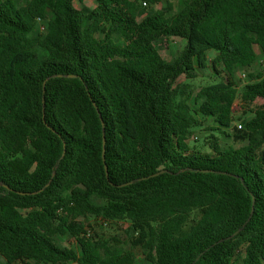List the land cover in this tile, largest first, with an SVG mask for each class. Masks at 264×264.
Masks as SVG:
<instances>
[{"label":"trees","instance_id":"16d2710c","mask_svg":"<svg viewBox=\"0 0 264 264\" xmlns=\"http://www.w3.org/2000/svg\"><path fill=\"white\" fill-rule=\"evenodd\" d=\"M94 1L0 0V264H264V104L234 121L236 74L264 61V0ZM172 37L186 44L167 61ZM210 64L224 81L177 84ZM260 98L251 74L243 111ZM88 218L127 223L144 263Z\"/></svg>","mask_w":264,"mask_h":264},{"label":"rangeland","instance_id":"374dc122","mask_svg":"<svg viewBox=\"0 0 264 264\" xmlns=\"http://www.w3.org/2000/svg\"><path fill=\"white\" fill-rule=\"evenodd\" d=\"M186 0H162V3L156 8H166L168 3H171L174 6V11L177 12L181 10L184 6ZM84 4L90 8H94L96 6V3L94 0H84ZM75 6L77 8L82 7V3L80 0H75ZM101 37V35H99ZM185 41H182L180 38H169L164 39L162 42L159 43L158 48L160 50V53L162 57L167 60L171 61L173 60L179 52L182 50V48L185 46ZM216 56L215 52L210 53V59H213ZM221 65L218 67L219 73H217L213 66L210 64L209 67L206 70H202L199 72L197 78L195 79H186V77L183 75L177 80V84H180L183 86V88H186L185 90L196 92L199 88L219 83L221 81H224L226 79L225 73L221 70ZM258 73L264 74V61L259 58V60L251 67V68H244L240 69L236 74V82L239 86V98L236 102V105L234 107V121L236 125H239L240 123H243L247 120H249L253 116V111L257 108L256 106H259L264 103L263 99H258L255 103V106L251 107L249 109H244L243 111V103L240 99V94L246 85V83L250 80V75H257ZM243 107V108H242ZM214 122L211 119H208L205 122L204 128H195L193 130V135L189 139V143L191 146L197 148L208 150L207 143L209 141V137L211 136V131L208 130L209 127H213ZM207 128V129H206ZM230 132V131H229ZM215 136L220 137L221 144L224 146H227V144L236 145L232 142V139L227 138L226 136H223L220 134L219 131H213L212 132ZM84 222L87 224L92 225V236L98 237L104 240L110 241L112 244L119 243L120 246L124 247L126 250H132L138 257V260L142 263L144 261V257L142 255V250L140 248H131L130 240L127 235V229L128 224L125 222H108L103 219H97V218H88L85 219ZM58 242L61 246L72 248L73 250L80 252V248L77 245V243L74 240V237H71L70 235L66 236H58L57 237ZM144 263V262H143ZM147 264V263H146Z\"/></svg>","mask_w":264,"mask_h":264},{"label":"water","instance_id":"95a60500","mask_svg":"<svg viewBox=\"0 0 264 264\" xmlns=\"http://www.w3.org/2000/svg\"><path fill=\"white\" fill-rule=\"evenodd\" d=\"M59 77H64V76L60 75ZM65 77H67V78H76L77 76L76 75H68V76H65ZM45 85H46V81L44 82V91H45ZM103 127H104V123H103ZM104 134H105V132H104ZM105 145H106V141H105V136H104V141H103V158H104V160H105V152H106ZM64 155H65V152H64ZM197 171H201V172H204V173L212 172V173L224 174V175L227 174V173L221 172V171H210V170H197ZM106 173H107V177H108L109 175H108V168H107V166H106ZM164 173H168V171L167 170H162V171H160L158 173H155V174L151 175L150 177H157V176H159L161 174H164ZM144 179H147V178H144ZM131 183H133V182H131ZM0 184H2V183L0 182ZM254 211H255V198L253 197V208H252V213H251V216H250L249 220L251 219L252 215L254 214ZM248 221L245 223V225L243 226V228L246 226V224L248 223ZM243 228H241L240 230H238L237 232H235L230 238L235 237L239 232H241V230ZM230 238H228V239H230ZM223 241L224 240H221V242H223Z\"/></svg>","mask_w":264,"mask_h":264},{"label":"crops","instance_id":"0c3cea01","mask_svg":"<svg viewBox=\"0 0 264 264\" xmlns=\"http://www.w3.org/2000/svg\"><path fill=\"white\" fill-rule=\"evenodd\" d=\"M257 51H258V49H257ZM210 53H211V52H210ZM210 53H209V56H210ZM259 54H260V52H259ZM260 99H262V98H260ZM263 100H264V99H263ZM263 104H264V103H263ZM261 105H262V104H261ZM252 117H253V116H252ZM252 117H251V118H252ZM241 124H243V123H240L239 125H241ZM239 125H238V126H239ZM0 260H1V261H4L2 258H0Z\"/></svg>","mask_w":264,"mask_h":264},{"label":"built area","instance_id":"2783aa9c","mask_svg":"<svg viewBox=\"0 0 264 264\" xmlns=\"http://www.w3.org/2000/svg\"><path fill=\"white\" fill-rule=\"evenodd\" d=\"M144 5L146 6L147 4L144 2ZM239 127H241V125H239ZM67 264H77V263L70 262V263H67Z\"/></svg>","mask_w":264,"mask_h":264}]
</instances>
